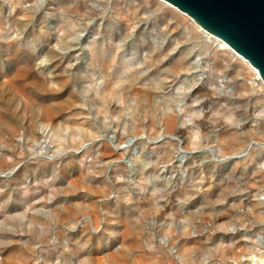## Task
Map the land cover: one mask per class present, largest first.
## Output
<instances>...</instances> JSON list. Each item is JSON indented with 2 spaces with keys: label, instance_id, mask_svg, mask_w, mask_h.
<instances>
[{
  "label": "rangeland",
  "instance_id": "obj_1",
  "mask_svg": "<svg viewBox=\"0 0 264 264\" xmlns=\"http://www.w3.org/2000/svg\"><path fill=\"white\" fill-rule=\"evenodd\" d=\"M174 8L0 0V264H264V82Z\"/></svg>",
  "mask_w": 264,
  "mask_h": 264
},
{
  "label": "water",
  "instance_id": "obj_2",
  "mask_svg": "<svg viewBox=\"0 0 264 264\" xmlns=\"http://www.w3.org/2000/svg\"><path fill=\"white\" fill-rule=\"evenodd\" d=\"M223 40L264 82V0H164Z\"/></svg>",
  "mask_w": 264,
  "mask_h": 264
},
{
  "label": "bare ground",
  "instance_id": "obj_3",
  "mask_svg": "<svg viewBox=\"0 0 264 264\" xmlns=\"http://www.w3.org/2000/svg\"><path fill=\"white\" fill-rule=\"evenodd\" d=\"M164 1V0H163ZM166 2V1H165ZM167 3V2H166ZM169 4V3H168ZM171 5V4H170ZM172 6V5H171ZM174 7V6H173ZM174 9H177L176 7L174 8ZM180 13H181V11H180ZM183 13V12H182ZM185 14V13H184ZM187 15V14H186ZM191 18V17H190ZM199 26V25H198ZM200 27V26H199ZM200 30H203V31H205L204 29H202L201 27H200ZM205 32H207V31H205ZM208 33V32H207ZM210 34V33H209ZM210 35H212V34H210ZM212 36H214V35H212ZM214 38H218V37H216V36H214ZM219 39V38H218ZM221 40V39H220ZM221 41H223V40H221ZM223 43H225L224 41H223ZM225 45L227 46V47H229L231 50H233L229 45H227L226 43H225ZM234 51V50H233ZM234 53L242 60V61H244L245 63H247L252 69H253V71L256 73V75H258L259 76V74H258V72H257V70L254 68V67H252L250 64H249V62L247 61V60H245L242 56H240L238 53H236L235 51H234ZM260 77V76H259ZM260 79H261V77H260ZM262 80V79H261ZM126 85V84H125ZM133 89V88H132ZM137 96V95H136ZM146 99V98H145ZM149 101V100H148ZM141 105V104H140ZM139 105V106H140Z\"/></svg>",
  "mask_w": 264,
  "mask_h": 264
}]
</instances>
